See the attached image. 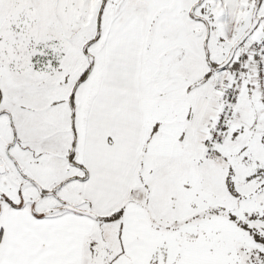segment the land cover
<instances>
[{"label": "snow or ice", "instance_id": "6c2138e0", "mask_svg": "<svg viewBox=\"0 0 264 264\" xmlns=\"http://www.w3.org/2000/svg\"><path fill=\"white\" fill-rule=\"evenodd\" d=\"M0 264H264V0H0Z\"/></svg>", "mask_w": 264, "mask_h": 264}]
</instances>
